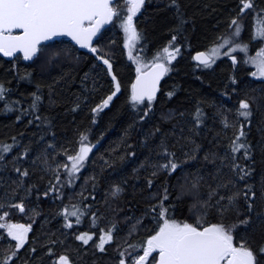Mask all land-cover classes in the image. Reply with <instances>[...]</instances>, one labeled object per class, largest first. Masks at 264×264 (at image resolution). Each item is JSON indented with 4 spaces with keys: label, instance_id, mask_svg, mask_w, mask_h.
Returning a JSON list of instances; mask_svg holds the SVG:
<instances>
[{
    "label": "trees",
    "instance_id": "obj_1",
    "mask_svg": "<svg viewBox=\"0 0 264 264\" xmlns=\"http://www.w3.org/2000/svg\"><path fill=\"white\" fill-rule=\"evenodd\" d=\"M178 2L187 21L180 32L174 31L178 20L176 8L171 4V0H146L135 20L138 30L143 32V39L138 42L134 54L143 57L144 64L150 63L158 51L162 52L164 47L169 46L173 35L177 36L174 43L181 49L177 58L171 62V71L162 84L159 96L153 102L154 112L143 121L139 120V115H143L147 102L144 106L134 108L130 101L131 84L136 76V61L128 56L123 30L118 21L114 20L109 27L103 29L96 41L102 50L101 54L113 62V70L121 84L120 91L109 106L99 113H93L91 108L114 91L115 87L111 74L105 70L106 67L94 59L95 53L73 47L74 44L69 41L58 40L31 63L24 62L21 56L12 60L0 56V83L10 89V100L21 101L20 105H13L15 110L11 111L4 109L3 102H0V140L10 142V137L19 138L22 134V142L27 143L33 139V133L47 132L49 139L55 133L53 143L58 145L59 155L50 153V158L54 164L69 165L64 150L70 155L75 154L79 148L81 132L88 134L91 143L96 145L89 154L85 167L77 174L79 179L63 189L62 197L59 194L54 196L51 192L47 197L43 196L48 190L49 181L56 183L53 176L38 165H23L33 169L31 176L25 178V183L39 188V199L35 191L28 196L21 189L16 193V199L9 200V204H15L21 197H25L26 211L13 215L14 208L6 207L0 210V214L2 211H9L10 220L33 224L29 241L26 247L20 250L15 264H54L61 254L68 255L73 264H118L119 251L127 244L146 239L150 234L149 230L155 227L151 216L146 213L148 205H156L157 200L164 196L165 187L168 188L165 206H173V218L194 220L200 213L190 210L196 202L191 182L196 175L202 176L199 192L202 196H207V185L215 186L213 174L221 163L219 156L225 154L229 139L233 136L234 129L229 128L227 132L223 130L218 115L222 109L231 110L227 112V117L230 122L237 123V128L240 123L245 125L247 141L252 145V160L242 158L243 150L238 155L242 164H253L254 161V173L246 182L256 187L258 195L255 210L264 212V199L259 198L261 178L264 176V77L251 76L255 67L244 62L245 53L239 49L234 53L237 56L236 64H233L230 55L219 56L210 67L198 66L193 60L194 52L209 49L219 42L218 36L228 34L229 22L239 12L240 0ZM255 4V9L245 10V14H241L242 30L240 38L236 41L250 45L248 55H256L257 51L264 47V38H254L256 17L258 10L264 8V0H255ZM119 5L124 7L126 12L125 0H119ZM59 49H68L70 54H61L60 58L49 61L51 51ZM227 50V46L221 49L225 53ZM27 73L30 75H26ZM85 74H88L87 80L84 79ZM233 76L235 81L232 80ZM93 81L95 91H86L84 85L87 84L88 89H92ZM37 84L43 86L40 92L43 96L41 114L51 120V128L38 122L28 124L30 116L16 120V116L20 115L19 107L28 108L30 93L36 91ZM48 85H52V88L49 89ZM170 91L174 93L172 97L167 95ZM83 96L88 99H79L80 108L72 110L78 98ZM242 99H249L251 103L253 114L250 124L243 117L237 121L236 110ZM197 101H205L201 106L207 117L198 134L193 136L196 144L201 145V150L196 154L199 158L187 161L186 165L177 169L174 174L161 170L153 177V168L139 169L140 162L150 155L153 140L158 142L159 133L155 137L147 136L157 126L163 132L172 133L169 143L175 142L178 137L191 135L190 113L194 111ZM172 110H175V114ZM179 113L184 115L180 116ZM164 116L172 118L165 120ZM181 127L183 132L180 131ZM217 133L219 137L214 138ZM179 143L184 141L180 140ZM206 152H216L217 159L213 161L209 156L205 161L203 157ZM15 154L13 152L6 157L10 162L7 170L0 168V183L5 185L0 187V200L5 199V191L8 197H11L16 187L12 181L17 180V175L12 170L11 163ZM177 154L183 159L181 152L178 151ZM134 169L139 170L134 172ZM222 173L232 175L227 168L222 169ZM60 174L64 178L63 169ZM93 176L96 177L95 190L92 189L93 181L89 179ZM149 178L153 180L151 189L147 186ZM114 184H120L124 189L118 198L111 195L110 189ZM236 187H242V184L237 182ZM81 193L87 198L83 200V204L90 205L91 209L85 213L79 224H76L75 217H72L73 227L65 228L61 209L65 205L81 203ZM32 208H36L40 215L33 216ZM209 211L215 212L214 209ZM93 213L96 214L95 218ZM133 217H142L143 221L138 231L129 237V227L136 223L135 219H130ZM240 218L243 219V215ZM207 219L215 222L220 217L209 215ZM224 219L226 222H232L236 215L234 212L228 213ZM114 222L119 224L121 230L114 234V240L106 244L105 250L101 251L96 247L99 236L102 230L110 229ZM238 232L253 244L264 242V224L258 221L254 220L247 228L240 225ZM81 233H92L93 239L85 245L77 239ZM0 235L6 237L0 239V249L14 243L11 237L6 236L4 230L0 229ZM51 241L57 243L52 245ZM49 247H53L54 253L48 252ZM33 248L36 249L35 252L31 251Z\"/></svg>",
    "mask_w": 264,
    "mask_h": 264
},
{
    "label": "snow or ice",
    "instance_id": "obj_2",
    "mask_svg": "<svg viewBox=\"0 0 264 264\" xmlns=\"http://www.w3.org/2000/svg\"><path fill=\"white\" fill-rule=\"evenodd\" d=\"M145 0H125V8L119 5V0H0V53L6 57H13L17 53H22L25 60L40 58V56L49 49L50 45H55L59 37H69L70 42H75L81 48H88L91 53H95L94 59L102 61L106 66V72L111 74V80L114 82L115 90L110 92L100 103L91 108L93 113H99L108 107L113 98L121 89V84L113 70V62L106 55L101 54V49L96 41L101 29L114 20L119 22V27L123 30L124 45L128 49V56L136 61V77L131 84L130 101L132 106H147L143 108V115H139V120L143 121L146 117L154 112L153 102L157 99V93L160 90L161 78L171 71V62L180 54V46L174 43L177 36L173 35L169 46L163 48L162 52L158 51L148 64H144L143 57L134 54L138 42L143 39V32L138 30L134 17L141 11ZM171 4L176 8L178 24L174 31H182V26L187 22L184 14L181 12L178 0H171ZM256 8L255 0H240L239 12L232 17L228 25V34H221L217 37L218 43H214L206 51H197L193 59L198 66L210 67L216 62L221 55H230L233 64L237 63V56L234 54L238 49L245 53L244 62L254 65L255 71L251 72L253 77H264V47L260 48L256 55H248L250 45L248 43H237L240 38L242 24L241 14L245 10ZM264 38V8L258 10L256 17V28L254 38ZM95 38V39H94ZM47 42V43H44ZM227 46V52H222ZM61 54L68 56V49H59L51 51L48 60L60 58ZM26 75H30L27 73ZM85 74L84 79L87 80ZM235 81V77H232ZM41 84H37L36 91L30 93L31 101L28 108L19 107L20 115L16 120L20 121L24 116H30L28 124L38 122L40 125L47 124L52 127L51 120L47 116H42L41 105L43 96L40 94ZM49 89L52 85H48ZM86 91H95V81L93 88ZM235 92V89H233ZM10 89H7L3 83H0V102H3L4 109L15 110L13 105H20V100H10ZM167 95L172 97L173 92ZM227 95V93H225ZM79 99L87 100V96L78 98L72 110L80 108ZM205 101H197L194 111L190 113L191 135L178 137L173 143H169L172 133L163 132L157 126L148 137H155L159 133L158 142L153 140V148L150 149V155L146 156L139 164V169L151 167L154 169L151 176H156L159 171H165L174 174L177 169L183 168L189 160H197L196 155L201 150V145L196 144L193 136L198 134L201 125L207 118L203 107ZM175 114V110H172ZM230 109H222L218 112L219 118L223 125V130L227 132L229 128L234 129L233 136L229 139L228 149L223 156H219L220 165L213 174L215 186L207 185V196L204 197L199 192L200 181L202 176L196 175L191 182V189L195 190V204L192 209L200 214L194 220H178L173 218L171 211L173 206H165V200L168 198V188H164V196L157 200L156 205H148L147 215H150L154 221L155 227L150 229V234L146 239L135 241L127 244L123 250L119 251L118 264H264V242L251 243L250 240L241 236L238 232L239 226L250 227L254 220L264 224V212H257L255 200L257 199L256 187L248 183L254 173L253 164H242L241 157L238 155L243 150V159L252 160V145L247 141L248 133L245 131V125L230 122L227 112ZM252 108L249 99L239 101V108L236 110L237 121L243 117L248 123H251ZM183 116V113H179ZM172 116H164L163 119L170 120ZM176 127L175 125L173 126ZM183 132V128L180 129ZM33 139L23 143L22 134L18 138L12 136L10 142L0 140V168L7 170L10 163L6 157L13 152L16 154L12 159V170L17 175V180L12 181L15 184L13 195L8 197L5 191V199L0 200V210L6 207L18 209L21 213L26 211L25 197H21L17 203L9 204V200L16 199V193L23 189L30 196L33 191L37 193L39 199V188L33 184H26L25 178H29L33 169L23 167L25 163L38 165L43 171L53 176L56 181L53 184L49 181L48 190L43 193L47 197L49 192L54 196L64 195L63 189L75 183L79 179L81 169L85 167L89 160V154L96 147L89 140L88 134L81 132L79 134V148L75 154H68V163H53L50 153L54 156L59 155L57 152L58 145L53 143L55 133L51 139L48 138L47 132L33 133ZM219 133L216 134L218 138ZM183 140L184 143H179ZM99 143V141H97ZM147 143V139H146ZM43 145V147H41ZM193 145V147H187ZM264 147V145H262ZM187 148V150H185ZM115 151V150H113ZM178 151L182 153L183 159L178 156ZM135 155V154H133ZM217 153H205L203 159L207 161L209 156L212 160L217 159ZM123 157H121L122 159ZM163 161V162H161ZM227 168L232 175L228 176L222 173V169ZM63 169L65 176L61 177L60 171ZM139 169H134L136 172ZM138 178V177H137ZM93 181L92 189L95 190L96 177H90ZM2 180V178H0ZM237 182L242 187H236ZM127 183V181H125ZM153 180L147 179V186L151 189ZM0 183V187H4ZM111 195L118 198L124 191L120 184L111 186ZM155 196V194H153ZM259 198L264 199V176L261 178L259 189ZM81 193V203L65 205L60 214L63 215L64 227L72 228L73 219L79 224L82 217L87 211H90V205H84ZM214 209L215 212H210ZM244 210L243 212L241 210ZM33 216H39L40 213L36 208L31 209ZM234 212L236 219L232 222H226L224 217L228 213ZM9 211H2L0 214V229L6 232L7 237H11L14 243H10L7 248L0 249V264H15L19 258L20 250L26 247L29 241V233L33 231L32 223H20L9 219ZM95 218V213L92 214ZM209 215L220 217L219 220L212 222L208 220ZM243 215V219H241ZM31 219V218H30ZM136 223L129 227L128 235L138 231L142 226V217H133ZM118 223H113L108 230H102L96 247L101 251L105 250V245L114 240V234L120 231ZM92 233H81L77 239L85 245L93 239ZM0 235V239H4ZM57 241H51L55 245ZM35 252L36 249H31ZM49 253H54L53 247L48 248ZM27 264V262H25ZM54 264H73L68 255L61 254Z\"/></svg>",
    "mask_w": 264,
    "mask_h": 264
},
{
    "label": "water",
    "instance_id": "obj_3",
    "mask_svg": "<svg viewBox=\"0 0 264 264\" xmlns=\"http://www.w3.org/2000/svg\"><path fill=\"white\" fill-rule=\"evenodd\" d=\"M110 25V23L109 24H106L102 29H101V31L104 29V28H106V27H108ZM101 33V32H100ZM100 33H98L97 34V36L99 37V35H100ZM57 40H61V39H64V40H68V41H70V39L71 38H69V37H59V38H56ZM95 39V38H94ZM44 43H47V42H44ZM73 44H75V42L73 41L72 42ZM79 49H81V50H90V49H88V48H81L79 45H76ZM199 51H206V50H199ZM197 52V51H196ZM196 52H194V54H193V57H194V55H195V53ZM18 55H20L21 57H22V59H23V61H25V62H28V63H31L33 60H34V58L32 59V60H25L24 58H23V54L22 53H17L15 56H13V57H6V56H4L3 55V53H0V56H2L3 58H5V59H7V60H12V59H14L16 56H18ZM194 60V59H193ZM102 64H103V62L102 61H100ZM194 62L195 63H199V62H197V61H195L194 60ZM105 66V65H104ZM106 67V66H105ZM166 75L167 74H165V76L164 77H162L161 78V82H160V90H161V87H162V84H163V82H164V80H165V78H166ZM134 80H135V78H134ZM160 90L158 91V93H157V97L159 96V93H160Z\"/></svg>",
    "mask_w": 264,
    "mask_h": 264
},
{
    "label": "rangeland",
    "instance_id": "obj_4",
    "mask_svg": "<svg viewBox=\"0 0 264 264\" xmlns=\"http://www.w3.org/2000/svg\"><path fill=\"white\" fill-rule=\"evenodd\" d=\"M19 212H20V211H19L18 209H13V210H12V214H13V215L18 214Z\"/></svg>",
    "mask_w": 264,
    "mask_h": 264
}]
</instances>
